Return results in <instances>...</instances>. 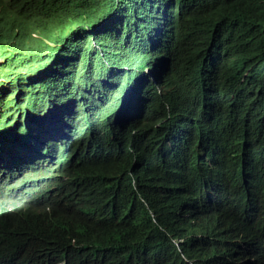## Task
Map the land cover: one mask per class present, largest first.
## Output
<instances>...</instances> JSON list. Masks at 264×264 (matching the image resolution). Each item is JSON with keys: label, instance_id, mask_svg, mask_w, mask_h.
Here are the masks:
<instances>
[{"label": "trees", "instance_id": "1", "mask_svg": "<svg viewBox=\"0 0 264 264\" xmlns=\"http://www.w3.org/2000/svg\"><path fill=\"white\" fill-rule=\"evenodd\" d=\"M17 19L26 35L22 41L14 39ZM153 31L157 50L146 52ZM0 58V105L19 113V133L33 135L27 119L43 113L27 98L37 89L25 85L28 71L36 61L48 69L58 64L57 75L50 76L56 81H48L38 95L52 100L39 103L43 109L60 103L57 116L79 118L116 158L113 176L82 191L62 188L79 175L77 167H53L48 174L34 166L33 158H23L10 184L0 183L4 264H187L189 255L196 264L192 245L198 240L186 228L194 198L190 178L211 172V178L228 182L236 172L255 174L264 188V0H0ZM156 60L169 62L173 71L162 79L163 89L150 95L158 116L151 112L147 118L161 124L157 135L183 115L195 116L181 132L193 140L182 152L172 150L178 157L170 171L154 169L159 162L153 131L146 129L151 121L133 123L124 137L117 132L123 125L120 105H140L143 96H133L131 86H147L143 68ZM123 64L128 70L118 69ZM193 65L199 66V85L192 107L205 110L215 100L231 111L206 128L205 113L188 112L173 89L179 73ZM197 144L200 150H194ZM207 158L225 168L217 170ZM227 186L235 192L231 181ZM107 188L113 198H107ZM245 197L261 201L250 192ZM179 237H185L180 251L171 244ZM208 264L216 263L211 257Z\"/></svg>", "mask_w": 264, "mask_h": 264}, {"label": "clouds", "instance_id": "2", "mask_svg": "<svg viewBox=\"0 0 264 264\" xmlns=\"http://www.w3.org/2000/svg\"><path fill=\"white\" fill-rule=\"evenodd\" d=\"M14 26V39L22 41L26 35L22 32L18 19ZM155 34L156 32L153 31L151 36L147 38L150 42L146 47L148 48L146 52L157 50L155 48ZM71 55L68 54L67 56ZM145 60L144 64L147 65L150 58L146 57ZM2 61L0 58V63ZM40 64L45 65L47 63L36 61L37 67L30 69L32 72L28 71L27 80L29 79V81L25 83V85L33 84L31 87L37 88L33 90L35 95L32 96L30 105L38 104L37 110H43L40 117L27 119V128L34 131V134L26 136L23 133H19V113L8 105H0V183L10 184V179L12 181L16 172L15 168L19 162L23 158H33L36 161L34 166L48 174H51L53 167L64 169L77 167L80 171L79 175L73 181L70 180L63 183L62 188L66 191H82L85 186H91L96 181L105 178V176L111 177L114 175V170L111 167V163L116 161L112 153L113 148L103 145L99 139L94 141L82 126L79 118L67 120L57 116L58 107H62L59 105L60 103L57 106H52L51 109L48 106L43 109L42 104L39 103L40 100L42 98L52 100V98L38 95L43 92L42 90L47 89L46 83L48 81H56V78H50V76H56L60 66L57 64L53 69H48L46 66H38ZM51 64L56 63L51 62ZM198 67V65H193L182 70L173 82V89L175 93L178 91V94L182 97L180 99L188 112H195L196 117L201 115V113H205L206 119H203L202 122L206 128L210 126L214 117L219 114L228 115L231 111L215 100H211L205 110L192 107V93L199 85V82L195 80L196 77H199L196 71ZM118 69L128 70L125 64ZM143 69V72L146 69H150L152 76L142 72L143 75H146L143 76L142 82L145 78L150 81L147 86H131L133 96L139 92L143 97L137 107L120 105L118 115L123 118V125L122 129L117 132L121 137H124L133 123L142 125L151 121L153 126L146 129L149 132L153 131L152 149L156 160L159 162L154 169L161 171V169L166 168L170 171L174 167L175 159L178 157V154H175L172 150L182 152V150H185V144H189L193 140L191 134L182 135L181 132L185 130L189 123L194 121L195 116L183 115V118L179 119L178 123L162 130L161 135H157L161 124L147 118L148 113L154 112L150 95L154 89L159 91L163 89L162 79L166 76V72L171 70V66L169 62L156 60L151 66H145ZM172 74L173 71H170V76ZM138 82L141 83V80H138ZM177 87H179V90H177ZM18 93L16 92V95ZM77 98L80 97L77 96ZM69 99L76 98L70 97ZM132 102L133 97L129 102L130 105ZM20 104L24 106L26 104L25 100ZM154 115L158 116L155 112ZM211 131H213L212 128ZM101 136L102 133H99V137ZM197 146L198 144L193 146L195 147L194 150L201 149V147L196 149ZM186 154L184 152L182 155L186 156ZM207 161L211 166L216 167L217 170L225 168L216 158H207ZM145 165V162H143L142 166L145 167ZM211 176V172H200L190 178L189 185L193 189L194 198L190 201L191 206L186 216L189 223L186 228L187 231L193 229L198 240L195 245H192L193 249L191 247L195 253L194 261H196V264H201L206 259L205 262L208 264L209 258L212 257L216 264H222L223 262L225 264H264V262H261L264 261V222L261 224L260 221L264 220V188H261L258 176L236 172L229 179L235 192H229L227 186L229 181L225 182L218 176H213L212 178ZM65 179L67 177L63 178V180ZM106 190L109 191L108 188ZM237 191L240 192L241 197L235 199L238 197ZM247 192H250L255 198L259 196L261 201L256 203L246 198L245 194ZM107 198H113L111 192ZM258 204H260L261 208L258 207ZM74 205L72 204L73 209ZM144 206L148 209L147 204L144 203ZM258 209L263 211L259 212ZM149 212L151 213V211ZM257 218H260V220ZM254 222L257 223L254 224ZM219 234H221V237L218 238ZM189 238L188 234L187 239ZM184 240L185 237L171 238V244L180 251V243ZM192 256L189 255L187 257V264H194ZM154 262H157V260H154ZM0 264H4V262L0 261ZM180 264H185V262L181 261Z\"/></svg>", "mask_w": 264, "mask_h": 264}, {"label": "rangeland", "instance_id": "3", "mask_svg": "<svg viewBox=\"0 0 264 264\" xmlns=\"http://www.w3.org/2000/svg\"><path fill=\"white\" fill-rule=\"evenodd\" d=\"M147 70H149V72H147ZM143 73H145V74H147V75L150 74V75L152 76V74H151V70H150V69H146ZM150 75H149V76H150ZM125 101H126V100H125ZM50 121L53 122L52 119H50Z\"/></svg>", "mask_w": 264, "mask_h": 264}, {"label": "bare ground", "instance_id": "4", "mask_svg": "<svg viewBox=\"0 0 264 264\" xmlns=\"http://www.w3.org/2000/svg\"><path fill=\"white\" fill-rule=\"evenodd\" d=\"M27 98H32V97H31V96H28ZM175 142H177V141H175ZM178 144H179V143H178ZM180 144H181V143H180ZM199 159H201V158H199ZM219 237H221V234L218 235V238H219ZM227 257H228V259H229V255H228ZM261 262H264V261H261Z\"/></svg>", "mask_w": 264, "mask_h": 264}]
</instances>
